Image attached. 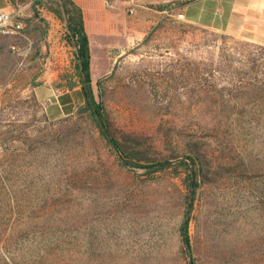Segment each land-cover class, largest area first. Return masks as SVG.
<instances>
[{
  "label": "rangeland",
  "instance_id": "obj_1",
  "mask_svg": "<svg viewBox=\"0 0 264 264\" xmlns=\"http://www.w3.org/2000/svg\"><path fill=\"white\" fill-rule=\"evenodd\" d=\"M56 1L24 0L22 15L36 43L53 29L54 50L22 65L12 37L0 55V264H188L187 155L206 176L190 212L194 264H264V45L166 11L189 0H138L151 9L129 40L94 43L93 86L116 137L176 160L130 168L82 98L59 117L39 99L79 82Z\"/></svg>",
  "mask_w": 264,
  "mask_h": 264
},
{
  "label": "crops",
  "instance_id": "obj_2",
  "mask_svg": "<svg viewBox=\"0 0 264 264\" xmlns=\"http://www.w3.org/2000/svg\"><path fill=\"white\" fill-rule=\"evenodd\" d=\"M73 1L82 9L85 29L90 39L91 52L95 42L103 43L106 38L129 40L131 33L135 31V26L133 25L135 19L138 18L139 21H142V18H139L142 11L141 8L151 9V7L144 6L138 0ZM20 2L18 0H0V9L11 10ZM166 11L174 16H177L178 13H183V20L185 21L224 31L264 45V0H189L183 3L173 1L166 6ZM24 28L18 35H0V55L5 54L7 40H11L14 37L17 46L15 45L13 48L18 51L20 56L19 64L28 65L32 62L26 58L29 53L33 55L38 48L45 50L47 44L50 50H54L56 39L52 29L46 33L43 41L38 40L36 43L37 35L31 30L26 32ZM17 40H19L21 45L25 42L27 47H21ZM48 63L46 61L45 64L47 65ZM80 86L81 84L78 82L73 90H66L65 92L75 94L80 90ZM35 92L37 94V90ZM58 96L53 93L49 94L48 91H42L39 96L42 102L50 101L49 103H44V105L48 115L53 117L65 114L63 106L67 103H61ZM71 98L74 101L73 95ZM80 98L77 97L76 100Z\"/></svg>",
  "mask_w": 264,
  "mask_h": 264
},
{
  "label": "trees",
  "instance_id": "obj_3",
  "mask_svg": "<svg viewBox=\"0 0 264 264\" xmlns=\"http://www.w3.org/2000/svg\"><path fill=\"white\" fill-rule=\"evenodd\" d=\"M53 12L66 22V38L68 42L76 48L77 62L75 67L77 69V75L79 76V83L81 84L80 90L75 94H69L68 92L59 94L58 99L61 103H67L63 106L64 113H72L76 107V98L81 97L83 101L79 103L81 106L79 109L81 111H87L91 115L100 136L114 148L123 166L130 168L144 167L156 171L172 165L176 157H150L141 150L132 147L126 139L121 140L113 134L105 108L99 100L102 93L100 90L96 93L93 86V78L90 69V39L85 29L82 9L73 0H59L55 2ZM35 14L37 15L38 12L35 11ZM76 85V81L70 82L68 84V90H73ZM96 85L99 86L100 89L99 81L96 82ZM72 95L74 101L71 98ZM142 161H146V163ZM179 164L187 170L185 178L187 187V208L179 226V233L183 252L189 257L188 264H194L193 248L189 234V222L190 212L193 207L196 193L202 184V180L206 179L204 174H199V168L204 165V161L192 155H187L185 159L179 160Z\"/></svg>",
  "mask_w": 264,
  "mask_h": 264
},
{
  "label": "built area",
  "instance_id": "obj_4",
  "mask_svg": "<svg viewBox=\"0 0 264 264\" xmlns=\"http://www.w3.org/2000/svg\"><path fill=\"white\" fill-rule=\"evenodd\" d=\"M21 1L16 7L10 9H0V35H18L24 28L23 12L26 5ZM132 12V10H130ZM177 17L183 19V13H178ZM4 87L0 84V98L3 94Z\"/></svg>",
  "mask_w": 264,
  "mask_h": 264
}]
</instances>
